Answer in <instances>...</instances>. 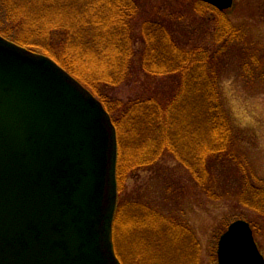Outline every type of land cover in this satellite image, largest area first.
<instances>
[{
  "label": "rangeland",
  "instance_id": "rangeland-1",
  "mask_svg": "<svg viewBox=\"0 0 264 264\" xmlns=\"http://www.w3.org/2000/svg\"><path fill=\"white\" fill-rule=\"evenodd\" d=\"M135 6L137 14L131 20L136 40L130 70L121 82L103 87L113 104L110 107L118 100H167L177 90L174 76H153L142 66L140 29L150 19L165 24L179 45L210 54L212 63H216L217 91L231 136L218 148L221 153L205 156L204 142L208 143V138L200 131L196 143L200 147L201 140V158L192 160L180 148L182 155L178 158L182 162L166 153L151 166L128 173L122 180L121 172L123 176L126 170L120 150L125 143L119 148L120 131L114 125L116 211L120 205L122 212L118 218L116 211L114 215V249L124 264H191L190 259L192 264H217L218 238L230 222L238 218L249 223L258 221L264 232V220L242 203L238 192L246 179L264 182V0H234L223 18L211 8L198 12L200 4L195 0H137ZM219 18L231 30L220 41L215 26L217 23L221 30ZM97 61L103 63L101 58ZM125 66H106L105 78L114 80ZM189 161L194 164L193 172L188 169ZM160 216L167 221L159 222ZM255 240L264 255V233Z\"/></svg>",
  "mask_w": 264,
  "mask_h": 264
},
{
  "label": "water",
  "instance_id": "water-1",
  "mask_svg": "<svg viewBox=\"0 0 264 264\" xmlns=\"http://www.w3.org/2000/svg\"><path fill=\"white\" fill-rule=\"evenodd\" d=\"M116 162L102 103L49 56L0 35V264H121ZM216 255L217 264H264L244 219L219 236Z\"/></svg>",
  "mask_w": 264,
  "mask_h": 264
},
{
  "label": "trees",
  "instance_id": "trees-1",
  "mask_svg": "<svg viewBox=\"0 0 264 264\" xmlns=\"http://www.w3.org/2000/svg\"><path fill=\"white\" fill-rule=\"evenodd\" d=\"M136 1L0 0V35L51 57L86 84L109 112L121 133L118 134L119 148L125 143L123 151L120 150L126 170L123 176L121 172L122 180L128 173L151 166L153 161L166 153L181 161L178 158L182 155L180 148L187 151L184 153L192 160L201 158L198 155L199 150L202 153L201 140L198 142L200 147L196 143L200 131L208 138V143L204 142L205 156L218 154L217 151L221 153L218 148L223 142L227 144L228 135L231 136L217 91L215 62L212 63L210 54L204 49H187L179 45L165 24L150 19L145 20L140 29L142 66L153 76H174L177 90L167 100L151 97L130 103L118 100L115 106L110 107L113 104L103 87L107 83L114 85L121 82L130 70L136 40L133 36L135 28L132 27V20L137 14ZM195 1L200 4L196 7L198 12H203L204 7L215 10ZM215 13L223 15L217 10ZM219 23H222L221 30L217 23L215 26L220 41L231 30L220 18ZM96 58H101L104 64ZM127 59L125 66L123 64ZM151 61L153 64H150ZM106 66L125 68L119 77L111 80L105 78ZM201 161L204 162V159ZM192 167L194 164L189 161L191 172ZM238 192L242 203H247L264 220V182L258 178L246 179ZM116 212L118 218L122 213L120 205ZM148 215H151L150 212ZM158 219L159 222L167 221L163 216ZM139 223L136 222V228ZM250 224L256 237L264 233L258 221ZM171 226L176 230L175 223L172 222ZM151 246L153 249V244ZM144 248L145 245L142 251ZM116 254L119 256L117 250ZM118 258L124 264L123 259Z\"/></svg>",
  "mask_w": 264,
  "mask_h": 264
}]
</instances>
